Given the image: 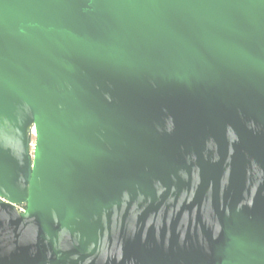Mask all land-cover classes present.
<instances>
[{
	"label": "water",
	"instance_id": "1",
	"mask_svg": "<svg viewBox=\"0 0 264 264\" xmlns=\"http://www.w3.org/2000/svg\"><path fill=\"white\" fill-rule=\"evenodd\" d=\"M0 196V264H264V0H0Z\"/></svg>",
	"mask_w": 264,
	"mask_h": 264
},
{
	"label": "rangeland",
	"instance_id": "2",
	"mask_svg": "<svg viewBox=\"0 0 264 264\" xmlns=\"http://www.w3.org/2000/svg\"><path fill=\"white\" fill-rule=\"evenodd\" d=\"M36 128H33L30 130L29 132V145H28V151H29V154L31 156V158L34 157L35 155V150H36V147H37V142H38V136H34L33 135V132L35 131ZM3 201V198L0 197V202ZM27 208V204L26 205H22L19 206V208Z\"/></svg>",
	"mask_w": 264,
	"mask_h": 264
},
{
	"label": "built area",
	"instance_id": "3",
	"mask_svg": "<svg viewBox=\"0 0 264 264\" xmlns=\"http://www.w3.org/2000/svg\"><path fill=\"white\" fill-rule=\"evenodd\" d=\"M1 197V196H0ZM2 203H7L8 201L6 199L3 198V201H1ZM22 205H26V204H22ZM16 207V209L18 210V212L20 214H25L26 211H27V208H19V206H21V204H18V205H14Z\"/></svg>",
	"mask_w": 264,
	"mask_h": 264
},
{
	"label": "bare ground",
	"instance_id": "4",
	"mask_svg": "<svg viewBox=\"0 0 264 264\" xmlns=\"http://www.w3.org/2000/svg\"><path fill=\"white\" fill-rule=\"evenodd\" d=\"M33 128H36V126H33L31 129H33ZM33 135H34V136H38V130H37V128H36L35 131L33 132Z\"/></svg>",
	"mask_w": 264,
	"mask_h": 264
}]
</instances>
